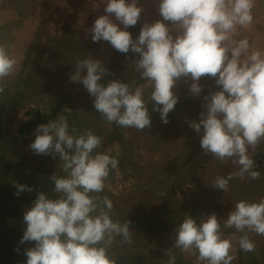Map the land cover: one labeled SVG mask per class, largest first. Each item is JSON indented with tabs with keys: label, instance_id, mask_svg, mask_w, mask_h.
I'll return each instance as SVG.
<instances>
[{
	"label": "clouds",
	"instance_id": "obj_1",
	"mask_svg": "<svg viewBox=\"0 0 264 264\" xmlns=\"http://www.w3.org/2000/svg\"><path fill=\"white\" fill-rule=\"evenodd\" d=\"M138 4L139 0H105V14L87 31L94 43L108 42L125 55L131 52L132 67L145 83H101L115 73L91 53L75 62L70 82L84 86L107 124L143 131L151 127L150 103L167 124L179 100L173 91L178 83L191 81L189 94L200 97L201 78L213 79L219 90L203 96L199 122L185 120L199 137L204 156L237 169L217 175L211 187L227 193L234 179H259L251 154L264 142V50L242 35L253 24L255 0H158L162 19L145 21L133 38L128 29L145 11ZM12 48L0 42V94L17 67ZM33 135V154L58 157L62 174L49 177L51 196L38 191L24 212L26 230L19 243L35 242L25 249L26 264H117V240L121 247L134 243L132 221L115 219L113 201L103 194L111 188L110 174L119 171L118 158L99 151L102 138L91 130L78 133L70 128L67 115L38 125ZM14 187L17 197L33 191L19 183ZM222 228L243 233L239 249L254 252L248 233L264 236V197L236 202L222 222L215 213L199 219L185 214L174 230L173 248L195 257L196 264H232V241L224 238ZM166 255L167 264H176L171 249Z\"/></svg>",
	"mask_w": 264,
	"mask_h": 264
},
{
	"label": "trees",
	"instance_id": "obj_2",
	"mask_svg": "<svg viewBox=\"0 0 264 264\" xmlns=\"http://www.w3.org/2000/svg\"><path fill=\"white\" fill-rule=\"evenodd\" d=\"M45 1L0 0L2 10H14L18 14L17 20L0 26V42L13 45L14 31L23 29L32 15L31 8H38ZM262 10L263 3L255 5L253 12ZM62 11L69 22L80 15L74 8L61 7L58 15ZM58 24L59 20L51 17L35 31L19 74L12 80L6 79L7 87L0 94V264H26L25 249L35 245V242L19 243L26 230L24 212L38 191L51 196L53 185L49 177L62 173L58 157L35 155L29 145L35 139L36 127L59 115H67L70 128H76L78 133L87 129L101 137L99 151L119 160V171H113L107 183L122 178L127 188L116 194L106 187L103 194L113 201L115 219L132 221L134 243L121 247L117 240L113 249L118 254L117 264H167L169 249L176 256V264H192L180 250L164 244L165 233L175 230L185 214L199 219L215 213L222 222L236 202L264 197V142L251 154L255 170L260 172L259 179H234L227 193L212 188L217 175L227 176L237 169L204 156L199 137L185 120L199 122L203 96L219 90L214 80L201 78L204 90L200 97L189 94L190 81L187 84L181 81L183 96H178L167 124L161 122L158 112L152 111L150 103V128L140 131L109 125L94 109V98L87 90L78 91L74 82H70L69 74L75 62L89 53L92 55V44L69 23L63 27ZM142 24L140 20L128 29L133 38L139 35ZM254 29L252 32L259 30ZM249 41L253 43V39ZM134 58L131 52L125 55L115 51L107 67L115 75L100 82L106 85L116 79L143 85L145 82L132 67ZM149 92L146 87L145 98ZM65 108L72 110L70 115ZM15 183L27 185L33 191L22 192L17 197ZM222 232L237 239L243 235L234 229L222 228ZM248 235L256 245L255 251L245 253L238 248L232 264H264V236Z\"/></svg>",
	"mask_w": 264,
	"mask_h": 264
},
{
	"label": "rangeland",
	"instance_id": "obj_3",
	"mask_svg": "<svg viewBox=\"0 0 264 264\" xmlns=\"http://www.w3.org/2000/svg\"><path fill=\"white\" fill-rule=\"evenodd\" d=\"M261 3L264 4V0H255V5H260ZM105 5V0H46L41 6L32 7L31 17L26 21V24L23 29L15 30L14 31V44L12 48V53L17 60V67L15 72L8 78L7 80L14 79L20 72L23 63L25 61V53L29 49L30 44L33 40V36L35 31L47 20L51 17H56L59 20V27H63L65 23H69L73 30H76L79 35L83 36L86 40L92 44L91 46L93 49L92 58L97 59L103 62L104 66L107 68L109 67L113 54L116 50H114L108 42H99L94 43L92 42L91 35L88 33V29L91 28L92 24L94 23L95 19L98 18L100 15H104L103 7ZM138 6H142L145 11L142 13L141 21L144 23L145 21L152 23L158 19H162L158 12V0H139ZM63 8L64 10L68 8H74L76 12H79L80 15L68 21L64 15H66L65 11H62L58 15V10ZM263 7V6H262ZM261 7V8H262ZM77 9V10H76ZM15 13L18 15L14 10H2L0 8V26L4 25L5 23L9 22L10 20V13ZM73 15V13H71ZM254 21L251 26L245 29L242 33L243 36L247 37L249 40L254 39V32L255 27L264 28V11L262 10L260 13L253 12ZM35 29V30H34ZM74 74V70L70 72L71 75ZM191 83V81H190ZM200 83L203 85L202 81ZM76 88L78 91H82L84 86L80 83H75ZM180 83L176 85L173 89L177 96H183V91L179 86ZM145 91V89H144ZM81 100V98H80ZM83 100H86L83 97ZM111 191L119 194L126 190L127 183L123 181L122 178H117L115 181L110 183ZM174 230H169L164 235V244L169 247L173 248L174 244ZM224 238L230 239L232 241V249L231 253L235 256L239 245L237 243L238 239L234 235H224ZM185 258L189 260L192 264H196L195 257L190 256L186 253H183Z\"/></svg>",
	"mask_w": 264,
	"mask_h": 264
},
{
	"label": "crops",
	"instance_id": "obj_4",
	"mask_svg": "<svg viewBox=\"0 0 264 264\" xmlns=\"http://www.w3.org/2000/svg\"><path fill=\"white\" fill-rule=\"evenodd\" d=\"M10 13V20L9 22L15 21L18 18V15H15V13L9 12ZM7 22V23H9ZM5 23V24H7ZM35 30V29H34ZM253 44L256 48H259L261 50H264V29L263 30H256L254 32V39H253Z\"/></svg>",
	"mask_w": 264,
	"mask_h": 264
}]
</instances>
